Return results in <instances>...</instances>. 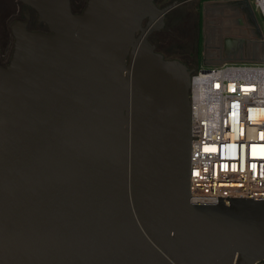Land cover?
<instances>
[{
	"label": "water",
	"instance_id": "1",
	"mask_svg": "<svg viewBox=\"0 0 264 264\" xmlns=\"http://www.w3.org/2000/svg\"><path fill=\"white\" fill-rule=\"evenodd\" d=\"M18 1L48 31L0 65V264L263 263L264 199L191 197L199 64L150 41L179 3Z\"/></svg>",
	"mask_w": 264,
	"mask_h": 264
},
{
	"label": "built area",
	"instance_id": "2",
	"mask_svg": "<svg viewBox=\"0 0 264 264\" xmlns=\"http://www.w3.org/2000/svg\"><path fill=\"white\" fill-rule=\"evenodd\" d=\"M190 100L191 197L264 199V58L199 69Z\"/></svg>",
	"mask_w": 264,
	"mask_h": 264
},
{
	"label": "rangeland",
	"instance_id": "3",
	"mask_svg": "<svg viewBox=\"0 0 264 264\" xmlns=\"http://www.w3.org/2000/svg\"><path fill=\"white\" fill-rule=\"evenodd\" d=\"M82 5H85L87 0H79ZM198 0L190 1L182 6L177 7L171 13V16L180 19V29L183 36H178L172 38V42L175 45V48L182 50L196 49L199 46L200 49V70L209 69L215 66H207L205 61H210L215 59L214 56L218 50L211 48V42L217 41L219 38H222V50L225 49L224 39L229 38L231 33L235 32V28L247 29L252 28L254 23L250 14H244L242 16V21L238 20L240 17L231 9H227L225 12L226 17L217 18L216 16H210L212 19H208V14L205 16V23L198 28V12L199 9H202L201 6H196ZM251 5L254 9V0H250ZM256 19L258 21L259 27L264 34V22L259 11H255ZM22 8L18 0H0V32L4 33L6 38L1 37L0 35V53L6 52L7 57L12 55L14 37L11 31V25L22 18ZM233 20V21H230ZM232 24V26L230 25ZM231 26V27H230ZM221 34V35H220ZM220 35V36H219ZM251 35H244L243 42L246 50L251 46L252 38ZM215 44V43H214ZM211 52V53H210Z\"/></svg>",
	"mask_w": 264,
	"mask_h": 264
},
{
	"label": "flooded vegetation",
	"instance_id": "4",
	"mask_svg": "<svg viewBox=\"0 0 264 264\" xmlns=\"http://www.w3.org/2000/svg\"><path fill=\"white\" fill-rule=\"evenodd\" d=\"M190 1L195 0H155L156 5L158 8H164L167 5L178 2L179 6H182ZM19 2V1H18ZM20 3V2H19ZM87 3V2H86ZM201 6L202 9H199L198 12V28L201 27L205 23V16L208 14V19H212L210 16L223 18L227 9L233 10L237 13L240 17L238 20L242 21V16L244 14H250L248 11L247 3L245 0H198L196 6ZM22 8L23 16L20 20L26 21L25 14H30V19L28 21V29L30 31H43L47 32L48 29L44 24H39L37 21V14L27 6L20 3ZM72 10L75 13H80L85 8V5H82L79 0H71ZM177 8V7H176ZM175 8V9H176ZM173 11V10H172ZM172 11L166 18V24L164 29L159 32H155L150 36V41L155 45L156 51L161 53L166 59H178L185 63L188 67L194 68L198 65L200 61V49L199 46L194 49L190 50H182L175 48L174 43L172 42V38H176L178 36H183L181 27H180V19L171 16ZM233 21V20H230ZM206 24V23H205ZM1 37L6 38L4 33L0 32ZM236 47L231 52H226L222 50L221 52L216 53L214 58L223 63H233L236 61L245 60L246 57H251V54L244 53L243 51V40L241 38L236 39ZM225 43V40L224 42ZM14 47V45H13ZM13 53V52H12ZM12 56V55H11ZM11 56L6 55V52L0 53V65L6 67L11 59Z\"/></svg>",
	"mask_w": 264,
	"mask_h": 264
},
{
	"label": "crops",
	"instance_id": "5",
	"mask_svg": "<svg viewBox=\"0 0 264 264\" xmlns=\"http://www.w3.org/2000/svg\"><path fill=\"white\" fill-rule=\"evenodd\" d=\"M230 25L232 26V24H230ZM250 34H252L251 35V38H252L251 46H249L247 50L243 48L244 49L243 51H244V53L251 54V57H246L245 60H250V61H254V62L258 61V60H262L264 58V43H262L263 39L261 38L259 32L256 30V28L254 26L252 28H247L245 30H243V29L238 30L237 28H235V32L230 34V38H234L235 40L237 38H241L243 40L244 35L250 36ZM224 40H226V39H224ZM219 41H220L219 43H218V40L217 41H214V40L209 41V42H211V48L213 49V47H214V49L218 50L217 53L222 51V38L221 39L219 38ZM213 55L210 54V57H212ZM205 63L219 65V66L224 65L223 62H220L216 59H212L210 61H205ZM199 68H200V65H199Z\"/></svg>",
	"mask_w": 264,
	"mask_h": 264
},
{
	"label": "snow or ice",
	"instance_id": "6",
	"mask_svg": "<svg viewBox=\"0 0 264 264\" xmlns=\"http://www.w3.org/2000/svg\"><path fill=\"white\" fill-rule=\"evenodd\" d=\"M261 138L264 139V133L261 134ZM215 149L205 148V151H214Z\"/></svg>",
	"mask_w": 264,
	"mask_h": 264
}]
</instances>
